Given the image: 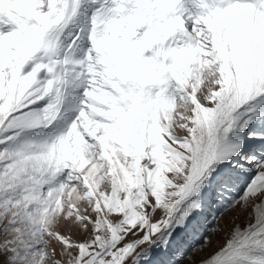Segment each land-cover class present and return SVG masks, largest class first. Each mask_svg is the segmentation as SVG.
<instances>
[{
  "label": "snow or ice",
  "instance_id": "1",
  "mask_svg": "<svg viewBox=\"0 0 264 264\" xmlns=\"http://www.w3.org/2000/svg\"><path fill=\"white\" fill-rule=\"evenodd\" d=\"M214 243L264 264V0H0V264Z\"/></svg>",
  "mask_w": 264,
  "mask_h": 264
},
{
  "label": "rangeland",
  "instance_id": "2",
  "mask_svg": "<svg viewBox=\"0 0 264 264\" xmlns=\"http://www.w3.org/2000/svg\"><path fill=\"white\" fill-rule=\"evenodd\" d=\"M246 215L247 214L245 213L244 216H240L238 218H235L234 220H230L229 219L230 217H235V212H233L231 210L223 211L220 209H212L207 213L206 227L212 228L215 225L220 230H222L221 234L219 236H213L212 237L213 240H218L219 244L222 245L224 243L225 239L227 238L225 233L231 230L233 223H240L241 226L243 227ZM227 219H228V221H225ZM216 247H217V245L214 243L212 246L213 249H211V250L209 248L205 251L199 252L198 254L192 253L193 259L191 261V264H197L198 261L203 259V256L207 257L210 253H212L216 249ZM181 264H189V260L185 259V260L181 261Z\"/></svg>",
  "mask_w": 264,
  "mask_h": 264
},
{
  "label": "bare ground",
  "instance_id": "3",
  "mask_svg": "<svg viewBox=\"0 0 264 264\" xmlns=\"http://www.w3.org/2000/svg\"><path fill=\"white\" fill-rule=\"evenodd\" d=\"M225 221H228V219H227V220H225ZM226 227H227V226H226ZM211 249H213V248H210V250H211ZM206 254H207V253H206ZM204 257H206V256H203V259H204ZM199 259H200V258H199Z\"/></svg>",
  "mask_w": 264,
  "mask_h": 264
}]
</instances>
